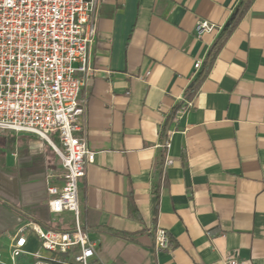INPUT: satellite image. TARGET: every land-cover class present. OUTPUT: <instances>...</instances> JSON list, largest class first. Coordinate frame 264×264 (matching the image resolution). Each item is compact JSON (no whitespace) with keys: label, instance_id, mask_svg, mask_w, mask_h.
<instances>
[{"label":"crops","instance_id":"crops-1","mask_svg":"<svg viewBox=\"0 0 264 264\" xmlns=\"http://www.w3.org/2000/svg\"><path fill=\"white\" fill-rule=\"evenodd\" d=\"M242 1L98 0L94 72L80 92L96 153L79 185L96 245L90 264H223L230 252L264 264V0L252 1L193 106L174 113ZM200 20L215 30L199 37ZM62 173L45 140L0 133L5 261L20 228L73 226L71 213L48 207V185H61ZM157 227L171 249L156 248ZM26 237L19 264H32L41 249L34 232Z\"/></svg>","mask_w":264,"mask_h":264},{"label":"built area","instance_id":"built-area-1","mask_svg":"<svg viewBox=\"0 0 264 264\" xmlns=\"http://www.w3.org/2000/svg\"><path fill=\"white\" fill-rule=\"evenodd\" d=\"M97 4L98 0H0V133L33 134L52 146L63 173L61 185H48V207L54 215L73 216L71 228L45 229L36 223L20 228L10 242L11 262L0 252V264H19L27 253V229L41 240L32 264H90L96 255L82 221L79 185L96 159L84 134L86 102L80 92L94 72ZM215 28L200 20L196 31L200 37ZM201 66V61L195 63V73ZM192 106L193 100L186 98L178 112ZM156 248H172L168 231L161 227L156 229ZM222 263L250 264L235 252L225 255Z\"/></svg>","mask_w":264,"mask_h":264},{"label":"trees","instance_id":"trees-1","mask_svg":"<svg viewBox=\"0 0 264 264\" xmlns=\"http://www.w3.org/2000/svg\"><path fill=\"white\" fill-rule=\"evenodd\" d=\"M252 1L253 0H243L242 4L236 9L232 19L224 27L221 35L219 36V38L217 39L216 43L214 44L211 52L209 53V56L204 63L202 71L193 81L192 86L190 87V90L188 93V98L191 99L195 96L196 92L199 89L200 84L202 83V81L206 78V76L210 72L218 52L224 46V44L226 43L228 38L231 36L233 31L235 30V28L239 24L240 20L242 19L244 13L248 10ZM181 106L182 105L177 106L174 113H176V111L179 110L181 108Z\"/></svg>","mask_w":264,"mask_h":264},{"label":"rangeland","instance_id":"rangeland-1","mask_svg":"<svg viewBox=\"0 0 264 264\" xmlns=\"http://www.w3.org/2000/svg\"><path fill=\"white\" fill-rule=\"evenodd\" d=\"M56 227H58L57 225H54V227L53 228H56Z\"/></svg>","mask_w":264,"mask_h":264}]
</instances>
